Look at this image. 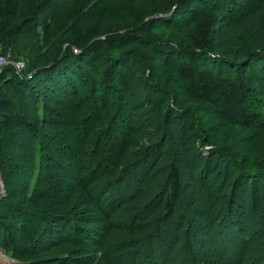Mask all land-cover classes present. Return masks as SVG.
Masks as SVG:
<instances>
[{
  "label": "rangeland",
  "instance_id": "obj_1",
  "mask_svg": "<svg viewBox=\"0 0 264 264\" xmlns=\"http://www.w3.org/2000/svg\"><path fill=\"white\" fill-rule=\"evenodd\" d=\"M20 1L24 3V0ZM172 1L176 0H59V3L62 2L59 7L44 14L34 27L20 37L15 47L20 57L18 60L13 56L9 58L11 63L24 62L22 68L15 69L17 73H29L30 69L36 73V64H39L40 72L53 66L49 69L51 71L57 65V56L64 55V61L57 66L61 67L53 71L54 77H50L49 71L45 78L43 75L40 78L52 80L60 87L64 86L59 80L73 86L71 92L62 91L63 88L58 86L56 89L51 87L49 98L53 97L56 102L42 98L37 100L34 96V100L15 106V110H20L37 128L36 132L24 128L11 134L8 146H5L6 154L0 157V164L7 162L17 170V173L11 172L10 182L6 184L5 174L0 169V264H34L52 256L53 251V254H61L71 248L70 245H58L48 250L52 245L49 230L53 226L35 233L39 222L34 211L55 215L63 209L67 210L68 215L81 219L94 232L100 231L103 226L108 243L110 235L117 239L125 237L123 226L119 229L117 223L122 225L130 214H135L132 216L134 221L140 215L146 216L144 211L152 209L155 200H161L154 208L159 211L153 218L158 224L154 226L150 223L148 236L156 228L165 232L162 237L153 236V242L149 240L151 243L147 242L149 244L144 247H137L140 252L135 259L142 258L144 264H238L244 252L245 238L239 233L240 228L235 221L231 220L232 214L241 221L243 216H238V212L246 209V226L250 228V235L264 228V215L255 207L254 200L256 188L264 196V180H260L253 189L248 187L241 171V168L259 163V158L264 156V119L263 125L250 128L233 126L220 119L213 106L192 99L186 93V81L180 79L177 82L179 73L175 64L180 57L175 59L174 54L180 48L183 51L193 50L190 36L194 32V24L188 14L178 13L177 4L173 6ZM195 5L201 10L221 13L222 19L214 30L212 45L207 53L212 55L216 69L224 74L253 79L256 91L253 100L264 113V0H200ZM92 6L98 12L97 21L101 25L98 39L104 47L102 57L80 52L70 38L69 28L74 22L81 26L93 24V21L83 17ZM173 11L177 14L171 20L156 19V14ZM22 25L21 30L25 23ZM115 35L124 36L125 40L109 43V38ZM2 37L0 50L5 47L2 44L8 42L6 34ZM5 50L12 51L9 47ZM250 55L258 58L248 64ZM261 57L263 61H258ZM234 63L237 69L232 66ZM65 65L68 69L63 68ZM121 91L124 98L118 106L114 105ZM96 93L105 94L108 99L104 110L106 114L93 127L92 133L98 129L107 133L111 128H124L126 134L115 138L122 141L118 150L129 152L128 157L132 156L127 161L128 167L123 170L126 171V183L123 178L116 180L117 188L110 198L107 196L101 202L102 209L94 202L95 197L99 200V194L92 199L85 192H74L77 181H74L76 176L71 174L72 161H68L71 168L68 170L65 166L63 172V175L71 174L66 178L70 186L66 194H54L51 199L46 187L40 184L44 174V166H41L45 160L38 135L52 131L64 133L63 137L75 134L72 127L85 117L88 119L90 109L96 110L97 103H89ZM191 111L195 115L190 114ZM125 119L126 122H123ZM204 131L211 135V142L203 140ZM97 144L95 138L88 140V147L91 146L93 151ZM215 152L220 158L215 172L203 184L196 185L193 181L199 173L196 160L201 154ZM172 165L181 170V195L173 213L165 215L162 193L167 192V187H164L168 184L169 167ZM262 165L261 168H264ZM88 179L87 176L89 183ZM140 185H148L146 188L151 189H147V194L138 196L134 188ZM120 187L123 191L117 194ZM122 197L124 199L120 202ZM114 199L123 205L124 210L128 209L126 216L123 215L124 210L112 219L102 216ZM124 202L129 205L125 206ZM29 214L34 215L32 222L33 216ZM225 214L226 222L221 225ZM180 225L189 229L179 234L182 242L178 245L179 239L172 233ZM38 236L40 245L36 243ZM134 237L133 233H128L123 240L128 244H140L139 235L129 242ZM32 240L33 244L26 252L24 242ZM262 240L260 244L264 242V233ZM259 245L247 251L244 260H257L255 255H258Z\"/></svg>",
  "mask_w": 264,
  "mask_h": 264
},
{
  "label": "trees",
  "instance_id": "obj_2",
  "mask_svg": "<svg viewBox=\"0 0 264 264\" xmlns=\"http://www.w3.org/2000/svg\"><path fill=\"white\" fill-rule=\"evenodd\" d=\"M58 1L59 0H24V3H22L20 0H0V43L3 38L2 35L4 34H6L8 40L7 44H2L5 47L1 48V50L4 51L7 47L11 48L14 59L18 60L20 54L16 51L15 47L18 46L20 37L25 34V32H28L30 28L34 27L44 14L47 15V12L55 10L59 7L58 4L61 5L63 2V0L61 3ZM198 1L200 0H176L175 2H171L173 6L177 4L175 7L179 11L178 13L188 14L192 18L194 24V32L192 36H190V45L193 47V50L183 51V49L180 48L177 49V53L174 54L175 59L180 57L175 64L179 73L177 82L180 81V79L186 81V83H188L186 86V93L192 99L213 106L216 115L231 125L243 128H250L259 124L263 125L264 113L253 100L256 92L253 86V79L251 77L250 79L249 77L234 78L231 76V73L224 74L216 69L213 64L214 60L211 57L212 55L207 53V50L212 45L214 30L217 25H219L222 18L221 13L215 10H201L200 7L195 5ZM161 14L162 13L156 14V19L168 21L171 20L177 12L173 11L169 14ZM21 15H23L22 20ZM83 17L84 19L93 21V24L81 26L78 22H74L69 28L70 38L80 52L90 56L102 57L104 47L98 39L101 36V25L97 21L98 12L95 7L92 6L87 9ZM24 23L25 27L21 30L22 24ZM123 40H125L124 36L115 35L109 38V43H119ZM258 55L259 54L255 56ZM255 56L250 55L248 57L250 61L248 64L255 58H258ZM57 58H59L56 63L57 65H55L56 67L51 71L49 69L53 66L40 72V66L36 64L34 67V69L36 68L35 70H37L36 73H34V71L32 72L30 69L29 73H22L21 75L17 73L12 65L4 67L2 72H0V157L6 154L5 146H8L7 141L11 134L24 128H27V130L34 129L33 131L36 132V125H32L29 119L22 114L20 110H15L16 104L25 103L26 100H34V96L37 100L42 98L48 102H56L53 97L49 98L51 87L56 89V86H58L59 88H63L62 91L68 90V92H71L70 88L73 84H65L63 81L59 80V83L62 82L64 86L60 87L57 83H52V80H42L40 78L42 75V77L45 78L49 71L51 72L50 77H54L52 76L53 71L61 67L57 66L61 61H64L65 56L60 55L57 56ZM258 61H263V58L261 57ZM235 64L236 63L232 64V66L234 69H237ZM66 66L67 65L63 66V68ZM102 92L103 91H100L99 93ZM123 98L124 94L121 91L114 105L118 106ZM107 99L105 94L99 95L98 93H96L94 98L92 97L89 103L96 102L98 106L94 111L91 109L89 110V113H87V115L89 114L88 119L85 117L86 120L84 119L72 127V130L76 131L75 134H66V137H63L64 133L52 131L50 133L42 132L38 135V138H41L39 147L43 152L45 160L41 166V168L44 166V174L40 184L46 187L51 199L55 196L54 194L59 196L60 194L67 193L70 186L66 181L71 174L76 176L75 180L73 179L77 181V184L74 185L75 193L79 191L82 193L85 192L90 195L92 199L94 195L97 196L99 194V200H96V197L94 200L97 206H99V204L101 206V202L104 201L107 196H109V198L112 196V191L117 188L116 180L119 181L122 178L124 181L126 180L124 176L126 171L123 170L125 167H128L127 161H130L132 156L128 157L129 152H124L121 149L118 150L120 142L122 141H116L115 138L120 134H126L127 131L122 127H116L115 129L111 128L107 133H104V130L102 131L101 129L92 133L93 127L97 125L103 118V115L106 114L104 110L107 106ZM77 100H79V97H77ZM86 105L88 106V104ZM110 105H113V103H110ZM172 112L175 114L174 111ZM95 113H97L96 116ZM64 114L66 113H63V115ZM190 114L195 115L192 111ZM123 122H126V119ZM103 124H105V122ZM204 133L203 140L208 143L211 142V135L208 134L207 131H204ZM91 138H95L99 143L95 145L96 149L94 151L90 149L91 146L88 147V140ZM127 144H130L129 137ZM112 157H114V159L110 160ZM68 161L74 162L72 168L71 162L68 163ZM218 161H220V158H217L216 152L200 155L195 163L199 170L198 175L193 179L196 185L203 184L204 180H206L211 173L215 172ZM227 162L228 160H226V163ZM242 162H244L246 166L245 160ZM258 162H261L260 164L264 166V156L259 158ZM259 163H253L252 166L250 165L246 169L241 168L242 175L246 178L248 187H252L253 189L261 182L260 180H264V168H261ZM1 164L0 169L5 174L4 182L9 184L11 172L17 173V170L10 167L7 162H2ZM65 166L68 170L69 168L72 169V173L69 176L66 173L63 175ZM157 167H155V171H157ZM87 176L89 178V183L87 182ZM168 177V184L164 187H167V192L162 193V209H165V215L173 213L175 204L181 195V170L178 166L172 165L169 167ZM132 185L134 186V183H132ZM147 186L148 185H140L134 188V190H136L138 196L147 194V189H151L146 188ZM117 190V194L123 191L121 187ZM41 191H43V189H41ZM95 191H97V193L93 194ZM256 192V199L254 200L257 206L255 207L264 215V196L259 194V188H256ZM123 199L124 197L120 198L119 201L121 202ZM125 202H129V200ZM154 202L155 205L152 209H146L145 207L146 210L144 209V213H146V216L140 215V217H136L138 218L136 221L132 218L135 214L126 216L128 209L124 210L123 205L118 204L116 199H114L113 202L110 201L109 206H107L108 209L102 213V216L106 215L108 218L112 219L119 216L118 214H121L122 210H124L123 215L125 214L126 217L122 225L117 223L116 226H119V229L123 226V235H125V237L128 233H133L136 236L134 239H130L129 242L136 240L138 235L141 237L145 234L144 237H141V243L138 245L133 243L128 244V242L123 240L125 237L117 239L113 236L112 238L110 233V242L107 243V238L105 237L107 234H104L103 226L99 228L101 232L99 230L94 232L93 228H90V230L85 223H82L81 219L68 215L69 212L64 209L63 211L57 212L60 214L55 215L49 213V215L43 214L46 213L43 211H34L33 213L36 215L39 222L37 227L38 231H35V233L38 234L41 230H45L46 227L53 226L49 230L52 234L50 237L52 245L47 248L48 250H53L52 248L58 245L71 246L67 252L53 254V251L51 252L52 256L44 258L43 261L34 262V264H144L142 258L135 259L140 252L137 250V247L140 245L144 247L147 242H153L151 241L153 236L161 235L162 237V234L165 232L156 228V230L154 232L152 231L153 233L148 236V227L152 224L154 226L158 224L157 220L153 219L154 215L156 216L159 213L158 210L154 209L158 200ZM160 202L161 200L158 204ZM127 205L129 204L125 203V206ZM224 205H226V203ZM5 206L8 208L12 207V205L8 204H5ZM100 208L102 209V206ZM245 213V208L239 210L238 216H243L241 221L235 214H232L233 217L231 218V220L235 221L237 227L240 228L239 233L245 238L244 252L238 264H264V242L260 244V242L263 241L262 235L264 233V228L262 231L256 234L252 232L250 235V228L246 226ZM253 215L254 214L251 216ZM29 216H33L30 221L32 222L34 220V215L29 214ZM225 222L226 214L221 220V225ZM179 227V229L176 227L174 229L175 231L172 233V236L178 237V245L182 242V237L179 236V234L182 235V233L184 234L185 231L189 229V227L183 229L181 225ZM51 230L53 231L51 232ZM40 236L37 237L38 240L36 241L38 245H40ZM164 239L163 237L162 240ZM10 240L13 241V237H10ZM47 241L48 240L45 242ZM32 244L33 240L24 242L23 249H27L26 252H28ZM258 245L260 247L258 255H255L257 260L252 262L244 260V255H246L247 251ZM186 246L187 244L183 248H186Z\"/></svg>",
  "mask_w": 264,
  "mask_h": 264
},
{
  "label": "built area",
  "instance_id": "obj_3",
  "mask_svg": "<svg viewBox=\"0 0 264 264\" xmlns=\"http://www.w3.org/2000/svg\"><path fill=\"white\" fill-rule=\"evenodd\" d=\"M12 56H13L12 51L0 50V72H2L4 67L8 65H12L16 70H19L20 68L24 66V62L21 60L11 63L9 61V58H12Z\"/></svg>",
  "mask_w": 264,
  "mask_h": 264
}]
</instances>
